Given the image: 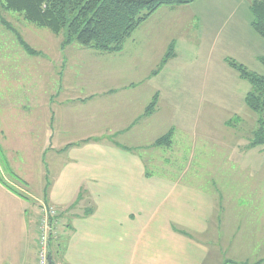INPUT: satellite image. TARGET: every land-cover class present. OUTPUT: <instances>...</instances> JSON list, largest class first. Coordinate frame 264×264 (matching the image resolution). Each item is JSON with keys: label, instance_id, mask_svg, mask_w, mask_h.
<instances>
[{"label": "rangeland", "instance_id": "obj_1", "mask_svg": "<svg viewBox=\"0 0 264 264\" xmlns=\"http://www.w3.org/2000/svg\"><path fill=\"white\" fill-rule=\"evenodd\" d=\"M251 1L195 0L175 7L178 8L175 12L140 25L118 52L100 51L77 42L64 46L65 32L58 34L40 27L20 12L4 9L0 3V185L26 196V189L31 190L29 186L44 194L43 174L48 172L53 154L46 138V118L53 115L70 120L79 118L84 123L90 114L87 115L84 106H80L83 110L74 108L71 100L111 89H118L121 94L126 88H132L129 106L120 104L124 102L122 99L111 106L114 110L110 114L117 109L119 118L139 116L155 94L159 97L156 112L146 117L156 119H142L137 123L144 134L124 135L119 141L128 145L152 143L173 128L179 139L183 132L177 124L188 125L190 118H198V123H192L191 128L198 133L197 140L194 136L191 140L189 136L182 137L180 150L191 151L190 144L196 145L194 152H187L186 156L195 164L213 168L217 183L225 182L220 188L225 196L236 198L231 190L236 194L235 185L250 178L238 168L255 174L264 183V146L250 147L264 114L253 111L246 103L250 81L221 60L224 56L235 59L250 72L264 75L261 61L264 38L251 24ZM6 23L18 30L38 54L28 53ZM144 37L172 39L177 61H172L169 67L163 66L159 50L148 46V39ZM170 68L174 73L166 74ZM181 84L199 88L207 84L211 89L184 90ZM61 86H72L73 90L52 93L53 88ZM69 141L76 140L69 138ZM151 152L153 149L143 154L151 172V163L166 165L167 159L171 164H185L174 147L161 155L153 156ZM22 179H27L30 185ZM229 221L235 222H226ZM229 227L231 232L233 226ZM262 256L264 251L248 254V251L231 249L222 252L215 261L216 264L235 258L257 261Z\"/></svg>", "mask_w": 264, "mask_h": 264}, {"label": "crops", "instance_id": "obj_2", "mask_svg": "<svg viewBox=\"0 0 264 264\" xmlns=\"http://www.w3.org/2000/svg\"><path fill=\"white\" fill-rule=\"evenodd\" d=\"M175 7L182 6H162L144 23L175 12ZM149 38L143 39H148V46L157 48L163 59L172 39ZM177 57L164 66H171ZM221 60L227 62V57ZM165 73L173 74L174 69ZM180 86L184 90L211 89L207 84L203 88ZM72 90V86H61L52 93ZM131 91L126 88L119 94L118 89H111L71 100L74 108L83 110L80 106H84L90 114L84 123L79 118H46V138L53 154L51 166L43 174L44 194L29 186L28 197L0 185V264L37 263L40 199L62 212L60 233L53 239L56 264H216L215 258L231 249L248 254L264 251V183L237 167L250 178L235 185L236 194L231 190L236 198L225 196L220 190L225 182L221 180V186L217 183L213 168L195 164L186 156L196 145L190 144L191 151L180 150L182 137L197 140L198 133L191 128L198 118H190L188 125L177 124L183 133L177 139L173 131L172 143L167 146L153 144L160 137L138 145L119 141L124 135L144 134L137 125L140 120L156 119L146 118L156 110L151 115L141 112L135 118H119L117 109L110 114L117 99L129 106ZM172 147L185 164H171L167 159L166 165L151 163L149 171L144 152L153 149L151 155H161ZM250 147L256 146L251 142ZM22 180L30 185L27 179ZM229 226H233L231 232ZM261 258H235L233 263L224 264H264V256Z\"/></svg>", "mask_w": 264, "mask_h": 264}, {"label": "trees", "instance_id": "obj_3", "mask_svg": "<svg viewBox=\"0 0 264 264\" xmlns=\"http://www.w3.org/2000/svg\"><path fill=\"white\" fill-rule=\"evenodd\" d=\"M195 0H0L4 9L20 12L25 19L55 33L65 32L63 45L77 42L85 47L105 52H118L124 47L128 37L162 6H179ZM252 26L264 38V0H252ZM4 21V20H3ZM16 33L24 49L33 55L38 51L32 48L21 33L6 23ZM175 56L171 43L161 64L164 66ZM264 64V58L261 59ZM230 66L248 79L251 89L246 95L250 109L264 114V75L250 72L236 60L227 58ZM154 73H158L154 71ZM158 93L145 110V115L155 112ZM173 129L158 138L155 146L172 143ZM253 146H264V117L259 119ZM226 263H233L227 261Z\"/></svg>", "mask_w": 264, "mask_h": 264}, {"label": "built area", "instance_id": "obj_4", "mask_svg": "<svg viewBox=\"0 0 264 264\" xmlns=\"http://www.w3.org/2000/svg\"><path fill=\"white\" fill-rule=\"evenodd\" d=\"M37 237V263L50 264L53 257V239L60 233L62 212L46 199H40Z\"/></svg>", "mask_w": 264, "mask_h": 264}, {"label": "water", "instance_id": "obj_5", "mask_svg": "<svg viewBox=\"0 0 264 264\" xmlns=\"http://www.w3.org/2000/svg\"><path fill=\"white\" fill-rule=\"evenodd\" d=\"M50 264H55V262L52 258L50 259Z\"/></svg>", "mask_w": 264, "mask_h": 264}]
</instances>
